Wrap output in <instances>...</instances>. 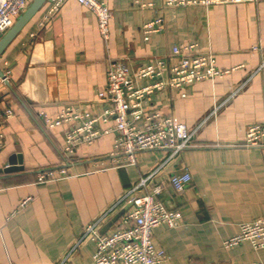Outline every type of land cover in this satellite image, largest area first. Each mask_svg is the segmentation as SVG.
<instances>
[{
	"label": "crops",
	"instance_id": "0c3cea01",
	"mask_svg": "<svg viewBox=\"0 0 264 264\" xmlns=\"http://www.w3.org/2000/svg\"><path fill=\"white\" fill-rule=\"evenodd\" d=\"M106 1L112 14L107 46L94 15L66 0L50 16L45 3L0 56L8 79L0 77V108L13 111L1 128L0 264H93L95 242L84 236L85 227L162 164L150 186L161 184L159 198L182 216L178 227L152 230L154 245L168 255L166 264H264V248L248 242L222 246L237 235L239 223L264 216V148L241 145L248 126L264 123V68L257 71L264 57V0H227L207 8H166L163 0H144L153 4L146 9L133 0ZM159 16L162 31L145 40L141 27ZM181 43L196 44L194 54L211 52L222 70L235 68L181 90L165 88L144 103V113L194 127L225 102L200 127L192 147L169 159L168 152L142 151L133 165L120 167L114 162L119 157L109 155L118 135L110 118L98 124L109 133L64 153L67 126L46 128L40 112L55 117L70 106L102 116L108 106L96 95L106 85L109 59H123L133 74L157 58L177 63L171 52ZM12 160L18 169L6 172ZM50 169L66 173L39 182L38 174ZM184 172L191 181L177 193L167 180ZM120 218L105 233L117 229Z\"/></svg>",
	"mask_w": 264,
	"mask_h": 264
},
{
	"label": "built area",
	"instance_id": "2783aa9c",
	"mask_svg": "<svg viewBox=\"0 0 264 264\" xmlns=\"http://www.w3.org/2000/svg\"><path fill=\"white\" fill-rule=\"evenodd\" d=\"M32 0H0V38L6 30L15 22L17 17L27 8ZM66 0H50L47 16L57 12ZM97 21V30L103 42L108 44L111 36L110 21L112 14L106 0H76ZM228 2L227 0H163L166 8L180 6L209 7L215 3ZM134 5L140 9L152 7L151 2L133 0ZM164 18L156 17L150 22L143 24L142 32L144 39L151 33L162 31ZM196 44L181 43L174 46L172 56L177 63L171 64L168 58H157L150 61L146 66L139 68L133 74L129 66L120 58L107 61L106 85L97 92L96 98L105 102L107 108L103 115H95L90 110H75L70 106L63 107L55 117H50L44 112L38 115L43 120L46 128L52 129L67 126L64 130V153H71L81 145H90L98 137L110 131L99 127V123L112 118L114 131L118 135L113 143V150L109 154L112 158L119 157L114 162L120 167L133 165L136 156L142 151L168 152L167 158L178 156L184 149L192 147L193 138L199 132L200 127L223 105H216L210 114L201 122L188 127L186 123L175 122L171 116L164 117L158 112H143L144 103L149 95L172 88L181 90L184 87L199 83L203 80H215L234 70H222L217 67L216 60L211 52L194 54ZM253 50H260L253 47ZM257 71L264 68V57ZM251 77L233 88L228 99L233 98L238 91L243 89ZM7 74H3L1 82H7ZM140 81H146L143 86H138ZM13 118L10 108H0V150L4 145V134L1 128ZM142 121L143 127L137 123ZM243 147L264 148V123L251 124L245 130ZM122 158V161L120 160ZM163 167L159 165L130 189L126 190L117 200L116 204L104 210L98 219L85 227L84 236L89 235L95 242L93 264H166L167 253L157 248L153 243V228L158 225H166L175 228L182 224V216L176 209L166 208L159 196L163 186L154 184L151 180ZM66 169H50L38 174V181L56 179L64 175ZM190 174H171L168 183L175 192L185 190L191 181ZM28 199H23L21 204H26ZM123 204L130 207L121 215L120 226L109 232L100 233L101 223L110 219L113 211ZM239 232L235 237L224 240L222 246L229 248L241 242H248L253 248H264V216L251 222L238 224Z\"/></svg>",
	"mask_w": 264,
	"mask_h": 264
},
{
	"label": "water",
	"instance_id": "95a60500",
	"mask_svg": "<svg viewBox=\"0 0 264 264\" xmlns=\"http://www.w3.org/2000/svg\"><path fill=\"white\" fill-rule=\"evenodd\" d=\"M50 0H32L27 8L17 17L15 22L10 26L8 30L0 38V56L6 50V47L11 43V41L20 33V31L27 25V23L36 15V13L44 6L45 3ZM0 77H3V73L0 71ZM15 162L11 161V166H9L5 171L14 172L18 168L13 166ZM130 207V204L126 207L120 209L113 217L104 224L101 232L108 230L113 224H115L121 215Z\"/></svg>",
	"mask_w": 264,
	"mask_h": 264
}]
</instances>
